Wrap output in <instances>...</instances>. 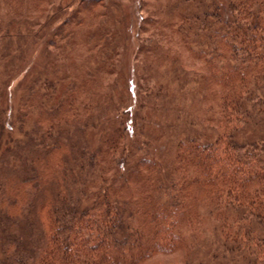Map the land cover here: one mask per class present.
I'll return each mask as SVG.
<instances>
[{
  "label": "trees",
  "instance_id": "16d2710c",
  "mask_svg": "<svg viewBox=\"0 0 264 264\" xmlns=\"http://www.w3.org/2000/svg\"><path fill=\"white\" fill-rule=\"evenodd\" d=\"M100 1L79 0L63 22L106 16ZM171 2L147 9L138 34L170 55L177 93L202 76L195 100L210 135L177 133L162 159L123 123L105 131L99 64L59 93L34 75L13 121L0 90V264H209V246L225 264H264V141L238 138L264 124V0ZM52 7L60 0H30V29ZM106 37H87V52Z\"/></svg>",
  "mask_w": 264,
  "mask_h": 264
},
{
  "label": "rangeland",
  "instance_id": "374dc122",
  "mask_svg": "<svg viewBox=\"0 0 264 264\" xmlns=\"http://www.w3.org/2000/svg\"><path fill=\"white\" fill-rule=\"evenodd\" d=\"M78 1L60 0L61 10L52 7L47 26L35 32L24 20L30 0L19 3L0 0V27L6 30L0 32V90L6 119L14 120L22 89L34 75L56 81L59 93L72 76L93 71L99 64L102 67L95 74L103 114L99 126L105 131L112 132L123 123L127 126L125 132L133 137L138 133L141 140L149 143L148 151L162 155V159L168 156L177 133L183 132L178 135L181 136L189 132L199 134L202 140L207 138L212 128L202 120L200 104L195 100L202 89V76L187 75L189 83L184 82L186 87L177 93L167 58L170 55H166L163 46L162 50H154L155 41L138 34L139 17H144L147 9L154 11L160 5L169 8L172 0H146L147 5L140 4V0H101L107 10L105 18L89 15L86 25L75 27L63 20L76 11ZM54 29L59 31L55 46L47 47V36L51 37ZM102 32L106 39L97 52L88 53L85 39ZM155 93L159 94L158 98L154 97ZM238 136L264 141V124L245 126ZM213 250L210 246L203 247L200 258L211 255L209 264H225L222 258L212 256Z\"/></svg>",
  "mask_w": 264,
  "mask_h": 264
}]
</instances>
